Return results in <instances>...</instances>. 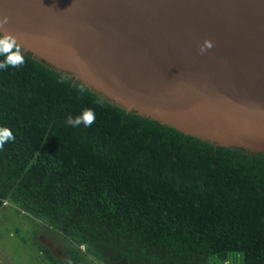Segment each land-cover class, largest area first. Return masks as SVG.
Returning a JSON list of instances; mask_svg holds the SVG:
<instances>
[{
	"label": "trees",
	"instance_id": "obj_1",
	"mask_svg": "<svg viewBox=\"0 0 264 264\" xmlns=\"http://www.w3.org/2000/svg\"><path fill=\"white\" fill-rule=\"evenodd\" d=\"M23 53L0 71V126L15 136L0 208L30 218L43 263L264 264V153L128 112ZM83 108L93 124L67 126Z\"/></svg>",
	"mask_w": 264,
	"mask_h": 264
},
{
	"label": "water",
	"instance_id": "obj_2",
	"mask_svg": "<svg viewBox=\"0 0 264 264\" xmlns=\"http://www.w3.org/2000/svg\"><path fill=\"white\" fill-rule=\"evenodd\" d=\"M4 16L0 33L112 104L264 153V0H0Z\"/></svg>",
	"mask_w": 264,
	"mask_h": 264
},
{
	"label": "clouds",
	"instance_id": "obj_3",
	"mask_svg": "<svg viewBox=\"0 0 264 264\" xmlns=\"http://www.w3.org/2000/svg\"><path fill=\"white\" fill-rule=\"evenodd\" d=\"M7 21V16L0 18V25L6 24ZM212 47V41L204 40L200 46V51L204 52ZM24 63L25 55L20 44L17 42V38L8 32L0 33V71L9 68L17 69L23 66ZM95 118L93 109L83 108L78 115H67L64 122L67 126L72 128H78L81 125L88 128L93 124ZM14 142L15 136L13 131L7 126H0V150H3L6 144Z\"/></svg>",
	"mask_w": 264,
	"mask_h": 264
},
{
	"label": "rangeland",
	"instance_id": "obj_4",
	"mask_svg": "<svg viewBox=\"0 0 264 264\" xmlns=\"http://www.w3.org/2000/svg\"><path fill=\"white\" fill-rule=\"evenodd\" d=\"M8 204V203H7ZM3 212L6 214L4 218L0 215L1 219L0 222V248L2 253H7L8 259L3 260V264H34L33 259L31 258L28 253L31 251V247L33 248V235H32V229L28 227L27 229H24L22 233L27 238V245H22L19 242V238L12 237L14 236L12 229V225L16 226L15 223V215L12 212V206L11 205H5L3 206ZM11 211V212H10ZM42 241L52 247L53 245H56L55 243H52V240H48L43 238ZM59 245H56L55 250H58ZM24 251V252H23ZM46 264V262L44 263Z\"/></svg>",
	"mask_w": 264,
	"mask_h": 264
},
{
	"label": "crops",
	"instance_id": "obj_5",
	"mask_svg": "<svg viewBox=\"0 0 264 264\" xmlns=\"http://www.w3.org/2000/svg\"><path fill=\"white\" fill-rule=\"evenodd\" d=\"M9 205V204H6ZM4 208L1 207L0 208V215L2 216V218H4V216L6 215L2 210ZM11 212V211H10ZM15 215V223L16 226H14V224L12 225V229L11 231H13L14 236L16 239L19 238V242L24 246L27 245V238L24 235L23 230L27 229L28 227L31 228V221L30 218L27 217V215H25L23 212H18L15 210L14 207H12V212ZM1 219V217H0ZM2 222H0L1 224ZM32 229V228H31ZM26 239V240H25ZM43 236H39V240L42 242ZM24 252V251H23ZM28 255L31 256V258L33 259L34 264H44L43 261L35 254L33 248L31 247V251L28 253ZM8 259V255L7 253H2L1 252V248H0V264H3V260H7Z\"/></svg>",
	"mask_w": 264,
	"mask_h": 264
}]
</instances>
